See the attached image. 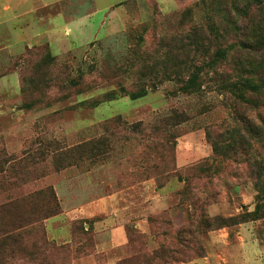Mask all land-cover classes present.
<instances>
[{
  "label": "rangeland",
  "instance_id": "rangeland-1",
  "mask_svg": "<svg viewBox=\"0 0 264 264\" xmlns=\"http://www.w3.org/2000/svg\"><path fill=\"white\" fill-rule=\"evenodd\" d=\"M63 7L86 25L0 16L10 20L2 46L39 33L64 46L53 83L30 92L32 108L22 95L0 112V264H53L59 248L71 261L87 242L77 231L73 248L62 246L46 220L109 195L126 207L124 257L138 251L128 264H264V0ZM20 57L12 67L29 75ZM246 79L263 91L238 86Z\"/></svg>",
  "mask_w": 264,
  "mask_h": 264
},
{
  "label": "crops",
  "instance_id": "crops-1",
  "mask_svg": "<svg viewBox=\"0 0 264 264\" xmlns=\"http://www.w3.org/2000/svg\"><path fill=\"white\" fill-rule=\"evenodd\" d=\"M65 0L47 2V0H0V16L9 15L10 20L24 18L29 15L37 16V22L48 21L52 15H64L66 24H72L76 30L85 26L81 19L84 16H77L71 12L73 7L65 9ZM75 8V7H74ZM90 14V13H89ZM87 17L88 14H85ZM8 19L2 18L0 26L10 23ZM26 26L31 25V21H24ZM67 27V32H70ZM7 30V29H6ZM6 33H0V39L7 37ZM49 35L51 34L48 33ZM48 35V36H49ZM29 37V38H28ZM25 39L20 35L11 39L7 45H0V112L10 101L22 96V86L20 71L12 67L15 59L23 55L27 49L48 44L53 55H59L64 49L61 41L56 38L45 40L43 33H39L33 39L30 36ZM85 42H90L85 41ZM55 45L61 52L55 54ZM60 45V46H59ZM64 45V44H63ZM17 109V106L14 107ZM126 207H121L118 196L109 195L99 200H94L86 205L65 209L63 213L46 220L49 236L58 243H69L73 239L71 222L74 220H84L85 227L88 229L92 219L94 229L95 245L94 250L86 255L74 258L70 264H119L126 256V248L129 246V235L127 226L124 222L123 211ZM101 216L100 218H97ZM143 218L138 220L136 226L144 225ZM144 229V228H143Z\"/></svg>",
  "mask_w": 264,
  "mask_h": 264
},
{
  "label": "trees",
  "instance_id": "trees-1",
  "mask_svg": "<svg viewBox=\"0 0 264 264\" xmlns=\"http://www.w3.org/2000/svg\"><path fill=\"white\" fill-rule=\"evenodd\" d=\"M20 60H22L24 62V69H30L29 75H27L24 71H20V77H21V86H22V95H23V103L26 109H31L32 108V103L30 102V104L27 102L28 97H30V92L38 87H43V90H45L49 84L53 83V79L50 76V72L51 69H55L56 66L59 63V57L58 55H53V53L50 50V47L48 44H43L41 46H35L32 48H29L23 55H20ZM225 57L226 56V52L224 49H220L217 53V57ZM63 66V65H62ZM66 66V65H64ZM63 66V68H64ZM43 77H42V76ZM42 77V79H40ZM41 80L40 84L38 87H36L39 83V81ZM198 78H196V75H194L193 77H191L190 79V84L194 85L197 82ZM71 82V87L76 88V92L77 94H80L82 92L85 91L86 88V84L87 83H83L81 82H77L74 79L70 80ZM238 86H242L243 89H249L252 92L258 93L261 92L263 90L262 89V85L260 83H257L253 80H243L242 82H240V85ZM145 88L146 87H142L137 89L136 91H131L128 93V95H130L132 97V99H137L143 95L146 94L145 92ZM33 96V95H32ZM114 98H104L101 101H108V100H112ZM100 102V101H99ZM99 104V103H97ZM96 104V105H97ZM260 121L262 124H264V114H262L261 112H258ZM175 116H182L181 113H175ZM247 120V119H246ZM60 213L59 209H51V211L43 216V219L49 218L51 216L57 215ZM80 221V226H78V230L77 228L73 225L72 228V235H73V239L71 242L69 243H65L62 246H70V248H73L74 242L77 241V237L78 234L80 233L82 239H84L85 242H87L86 245L83 246L82 251L80 254H78L76 249H70L71 251V256L72 259L71 261L67 262L66 264H70L72 262V260L74 258H77L81 255H86L91 253L94 250V245H95V237H94V233H90V229H93L92 225L90 224V227L88 229H86L85 227V221L84 220H78ZM79 233H78V232ZM128 231V229H127ZM94 232V229H93ZM142 232V231H141ZM128 235H129V241H131V235L132 233H130V231H128ZM93 236V237H92ZM90 246H87V245ZM130 244V243H129ZM90 247V248H89ZM60 250V251H59ZM63 251V249L59 248L57 249V254L55 255L56 259L54 260L53 264H64L62 261V258H60V254H62L61 252ZM49 252V251H47ZM69 252V250H68ZM155 252H153L154 254ZM162 253H166V251L162 252ZM64 254V251H63ZM70 254V253H69ZM152 254V255H153ZM166 255V254H165ZM138 256V251L134 253V255L129 256V257H124L119 264H128L130 261H133L134 259H136ZM145 264V263H143Z\"/></svg>",
  "mask_w": 264,
  "mask_h": 264
}]
</instances>
